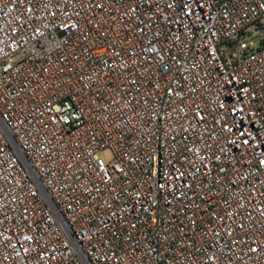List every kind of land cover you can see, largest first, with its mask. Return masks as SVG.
<instances>
[{"label":"built area","instance_id":"2783aa9c","mask_svg":"<svg viewBox=\"0 0 264 264\" xmlns=\"http://www.w3.org/2000/svg\"><path fill=\"white\" fill-rule=\"evenodd\" d=\"M0 264H264V0H0Z\"/></svg>","mask_w":264,"mask_h":264},{"label":"rangeland","instance_id":"374dc122","mask_svg":"<svg viewBox=\"0 0 264 264\" xmlns=\"http://www.w3.org/2000/svg\"><path fill=\"white\" fill-rule=\"evenodd\" d=\"M256 44L258 43V38H255L253 40ZM100 157L105 161V162H111L113 160V155L111 151L105 150L100 153Z\"/></svg>","mask_w":264,"mask_h":264}]
</instances>
